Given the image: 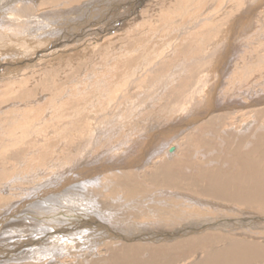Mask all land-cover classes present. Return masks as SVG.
Masks as SVG:
<instances>
[{
  "label": "rangeland",
  "instance_id": "374dc122",
  "mask_svg": "<svg viewBox=\"0 0 264 264\" xmlns=\"http://www.w3.org/2000/svg\"><path fill=\"white\" fill-rule=\"evenodd\" d=\"M0 1V264H110L129 242L141 245L131 258L153 257L146 264L202 262L198 246L114 241L128 217L160 237L156 226L186 224L192 238L248 233L264 245V222L236 225L251 213L216 212L195 194L194 204L178 191L157 196L145 177L146 186L116 187L166 161L186 158L196 167L188 175L203 169L198 134L264 127V0ZM15 38L24 51L6 60Z\"/></svg>",
  "mask_w": 264,
  "mask_h": 264
},
{
  "label": "bare ground",
  "instance_id": "6f19581e",
  "mask_svg": "<svg viewBox=\"0 0 264 264\" xmlns=\"http://www.w3.org/2000/svg\"><path fill=\"white\" fill-rule=\"evenodd\" d=\"M0 4L2 6V2ZM1 6H0V13L3 7ZM24 11L27 12V10H24ZM28 14L29 12H27L25 15H28ZM46 39H48V37ZM8 42L9 44L7 45L9 46L4 47L5 49H3L5 50L3 52L5 56L6 54L9 53L6 60L7 59L10 60L12 58L14 59L15 56H20V54L24 51V49L21 47L17 48L16 46L21 42V40L15 38V40L13 41L9 39ZM39 43H42V45H45L44 44L45 42L44 43L39 42ZM33 44L35 45V43ZM51 45H54V44L50 43V45L48 46L51 47ZM25 51L27 52V50ZM4 97L2 99V102L5 99L7 102L12 101V99L11 100L8 99L9 97H12V96H8L5 98ZM226 117L227 115L223 118L226 119ZM18 122H21V120H18ZM209 122L215 123L216 120L210 119ZM8 125L6 124V127L9 129L10 126ZM243 126H244L243 128L244 130L242 133H237L234 130L226 131V133H223V134L219 132L220 130H213V132L209 131L208 135L211 136V139L209 140L206 139V136L204 134H198L197 137L198 139L201 138V144L205 152V157L202 160L203 169H198L197 172L193 173V175H188V174L190 171H193L196 167L191 162H190L191 164H188V162L186 161V158H184L182 162L181 163L178 162V164H174L172 162L170 163L166 161V163H164L161 166V168H159V170L157 171L158 173H154V174L148 173L149 175L147 174L142 175V177L138 176V174L131 175V174L126 173L125 175L118 177L117 181L120 185L116 187L121 188L120 182L123 183L122 185L125 188L128 187L129 185L134 186V183L136 182V180H137V183L139 184V187L146 186L147 182H145L146 181L144 179L145 177L147 181L150 182L152 187L156 186L158 187V189L161 188L160 192L156 194L157 196H161V197L168 196V197H173L172 199H174L177 196V194L174 192L178 191V193L184 195V197L188 199V201L192 202L193 200L192 204H194L198 202V200L197 201L195 200L196 202H194L193 196L195 194L200 197H204L205 205H210V206L212 205L213 206L212 208L216 210V212L223 211L225 213H228V212L238 213L243 217H245L248 213L253 214L255 218H252V219L249 218V220H247L248 218H246V220H240V222L237 223L236 225L237 226L239 225L242 228H250V229L257 228L256 226L261 225L264 222V127H261L260 125H257V124L254 125V123H250L247 125L244 124ZM19 127L22 128L21 124L19 125ZM257 132L260 135L255 137V134ZM193 137L194 136H192L191 139L188 137L187 138L188 141H191ZM252 137L256 139L255 143L249 142L250 138ZM1 140H4V139L1 138ZM169 152L174 153L175 150L173 152H171L170 150ZM189 152L190 150H188V153L185 154V155H188V157L191 156ZM109 163L115 166L119 165V164H116L117 162L116 163L109 162ZM139 165H141V163ZM177 165H179L180 167L178 171H177L178 168H176ZM136 167H138V165H136ZM188 169H189V172L186 171ZM186 172H188V174H186ZM180 173L183 175L177 176V174H180ZM140 177L142 180H140ZM112 178L114 177L112 176ZM113 180H114L113 183H116V180L115 179ZM111 191H112V194L115 193V189H112ZM145 214L146 213H139L138 215H136V217L135 216L134 217L135 219L137 218L138 220L142 221L141 217L146 216ZM161 217L162 218H167V217L174 218V215L170 211H165L163 212ZM128 218L129 219L127 220L122 219L123 224L125 225L124 231L126 229V231L128 232L127 234H122L117 230L114 231L113 230L114 228L111 229V231H113L115 235V236H112V239H114V241L118 240L122 243V242L131 241L132 239L134 240L139 239L140 241L143 240L144 242L151 243V246L154 248L163 246L167 248L166 250L168 252L173 251V250H178V248L193 250L195 247L196 248L199 247L201 249L206 250L205 252L206 254L204 257L201 258L202 262L200 263L197 262L198 264H230L232 262H234L232 264H248V263L251 264L256 259L264 261V245L262 246V245L256 244L257 242L255 241L249 240L248 233L246 234V237L244 236L245 237L244 239L243 237L242 239L224 237L220 235L219 233H216L211 236L207 235V237H197L196 236L195 238H192L191 235H194L196 233L195 231L196 229L194 231L188 230L187 227H184L186 226L185 224V225L178 226L177 231L175 229L167 230L165 228H171L173 224L168 225L165 223L164 226L158 225L155 227V229L159 230L160 233L162 232L163 235H161L160 237L151 231L143 232L141 229H140L141 231H138L137 226L133 224V222L131 221V218L130 217ZM122 220H119V221L121 222ZM231 223H232V220L229 219V220H223V221L218 220L217 222H211L210 224L206 223V225L207 226L208 225L209 226H221L222 225L224 227H229L231 226ZM250 223H252L253 226ZM142 228L143 230L145 228H148L150 230L149 226L147 225H145ZM214 228H220V227H214ZM216 230H219V229H216ZM262 230H264V227H262ZM183 236L188 237V238L176 241V239H178L179 237H183ZM168 240H172L168 246H166L165 244H162V241L170 242ZM121 243H119L117 246H119ZM222 244L224 246H222ZM217 246H220V247L217 248ZM140 247L141 245H133V244H130L129 242L126 246L123 247L124 249H127L124 251L125 253L123 252L121 253V250H119L118 249L119 247H117L116 250H119V252L117 254L112 253L111 257L107 261H110L109 262L110 264H146V263L152 262L154 259L151 255L147 261L145 257L144 259L143 258L136 259V258H140L141 256H146V255L140 254L134 259L129 256L132 253H136L138 249H140ZM210 249L212 250L209 251Z\"/></svg>",
  "mask_w": 264,
  "mask_h": 264
},
{
  "label": "water",
  "instance_id": "95a60500",
  "mask_svg": "<svg viewBox=\"0 0 264 264\" xmlns=\"http://www.w3.org/2000/svg\"><path fill=\"white\" fill-rule=\"evenodd\" d=\"M174 151V148L173 149H171V152H173Z\"/></svg>",
  "mask_w": 264,
  "mask_h": 264
}]
</instances>
